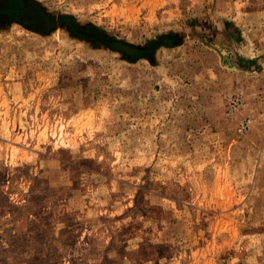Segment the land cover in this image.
I'll return each instance as SVG.
<instances>
[{
  "label": "rangeland",
  "instance_id": "rangeland-1",
  "mask_svg": "<svg viewBox=\"0 0 264 264\" xmlns=\"http://www.w3.org/2000/svg\"><path fill=\"white\" fill-rule=\"evenodd\" d=\"M29 2L53 29L0 26V264H264V0Z\"/></svg>",
  "mask_w": 264,
  "mask_h": 264
},
{
  "label": "water",
  "instance_id": "water-1",
  "mask_svg": "<svg viewBox=\"0 0 264 264\" xmlns=\"http://www.w3.org/2000/svg\"><path fill=\"white\" fill-rule=\"evenodd\" d=\"M20 4L22 2L19 0ZM30 12L29 14H31ZM26 13L24 12L22 15H18V19L21 21H16L26 28L39 32L43 34L44 32L53 29L52 24L49 22H41L40 24H36L30 20L27 19ZM51 20V19H49ZM24 21V22H22ZM63 26V25H62ZM46 28V29H44ZM65 28L68 30L69 26L65 25ZM88 36L93 37L95 36L102 44H104L106 47H108L110 50L116 51L122 55L125 59L129 60L130 62H136L140 58H145L149 62H152L154 60V52H146L144 50V47L139 44H133L124 40L116 39L113 37H109L102 33L100 30H98L94 26L89 27V31L86 32ZM169 33V32H167ZM176 35V34H175ZM177 37V36H176ZM155 41L154 39L151 40L150 42ZM149 42V43H150ZM177 43V42H176ZM176 45V44H175ZM158 47L164 46V47H169L165 45H157ZM217 46V45H214ZM220 52L224 55L225 59V66L228 68L234 69V70H242V65L238 63H232V54L229 50L226 49H219Z\"/></svg>",
  "mask_w": 264,
  "mask_h": 264
},
{
  "label": "flooded vegetation",
  "instance_id": "flooded-vegetation-1",
  "mask_svg": "<svg viewBox=\"0 0 264 264\" xmlns=\"http://www.w3.org/2000/svg\"><path fill=\"white\" fill-rule=\"evenodd\" d=\"M20 1L22 2V4H20L19 0H0L1 2L0 26L2 25V23H6V22L12 23L15 21H20L18 19V15H22L24 12L26 13L25 15L28 20L37 24L35 18V10H34L35 6L33 7L30 4L29 0H20ZM30 12L32 13L29 14Z\"/></svg>",
  "mask_w": 264,
  "mask_h": 264
},
{
  "label": "trees",
  "instance_id": "trees-1",
  "mask_svg": "<svg viewBox=\"0 0 264 264\" xmlns=\"http://www.w3.org/2000/svg\"><path fill=\"white\" fill-rule=\"evenodd\" d=\"M68 19V21H67ZM69 20H71V18H66V20L64 22H66V24L68 26H70V23ZM226 24L229 25L228 22H226ZM177 37L175 35L174 32H169V33H166V34H161L158 38H157V41H158V45H165V46H174L177 42ZM146 52H153L152 50H146ZM253 61V60H252Z\"/></svg>",
  "mask_w": 264,
  "mask_h": 264
},
{
  "label": "bare ground",
  "instance_id": "bare-ground-1",
  "mask_svg": "<svg viewBox=\"0 0 264 264\" xmlns=\"http://www.w3.org/2000/svg\"><path fill=\"white\" fill-rule=\"evenodd\" d=\"M0 6H1V2H0ZM19 11V10H18Z\"/></svg>",
  "mask_w": 264,
  "mask_h": 264
}]
</instances>
